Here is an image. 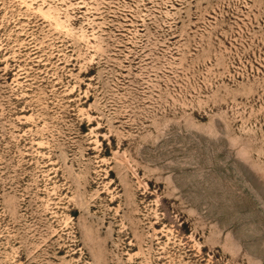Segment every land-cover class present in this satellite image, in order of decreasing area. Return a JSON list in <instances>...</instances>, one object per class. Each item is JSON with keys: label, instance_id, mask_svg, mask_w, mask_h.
<instances>
[{"label": "rangeland", "instance_id": "obj_1", "mask_svg": "<svg viewBox=\"0 0 264 264\" xmlns=\"http://www.w3.org/2000/svg\"><path fill=\"white\" fill-rule=\"evenodd\" d=\"M0 264H264V0H0Z\"/></svg>", "mask_w": 264, "mask_h": 264}]
</instances>
